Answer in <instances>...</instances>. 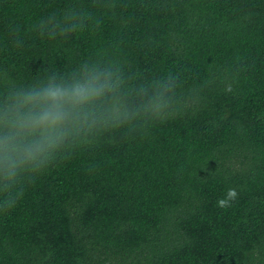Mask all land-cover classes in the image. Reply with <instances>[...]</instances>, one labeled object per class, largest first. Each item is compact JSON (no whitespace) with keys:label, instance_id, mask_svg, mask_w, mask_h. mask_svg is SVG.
<instances>
[{"label":"trees","instance_id":"obj_1","mask_svg":"<svg viewBox=\"0 0 264 264\" xmlns=\"http://www.w3.org/2000/svg\"><path fill=\"white\" fill-rule=\"evenodd\" d=\"M86 60L187 103L28 181L0 264H264V0H0V92Z\"/></svg>","mask_w":264,"mask_h":264},{"label":"clouds","instance_id":"obj_2","mask_svg":"<svg viewBox=\"0 0 264 264\" xmlns=\"http://www.w3.org/2000/svg\"><path fill=\"white\" fill-rule=\"evenodd\" d=\"M54 19L53 14L40 20V31L53 37L75 31L55 25L49 29ZM178 88L169 73L140 86L130 103L124 80L91 60L67 73L7 83L0 92V209L13 208L28 181L74 148L121 129L143 131L178 111L187 103L175 99Z\"/></svg>","mask_w":264,"mask_h":264}]
</instances>
